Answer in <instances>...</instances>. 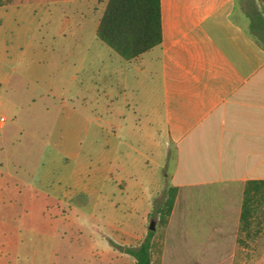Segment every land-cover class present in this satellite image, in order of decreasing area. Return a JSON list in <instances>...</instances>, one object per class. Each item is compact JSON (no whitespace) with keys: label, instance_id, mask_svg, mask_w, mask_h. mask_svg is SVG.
Instances as JSON below:
<instances>
[{"label":"rangeland","instance_id":"rangeland-1","mask_svg":"<svg viewBox=\"0 0 264 264\" xmlns=\"http://www.w3.org/2000/svg\"><path fill=\"white\" fill-rule=\"evenodd\" d=\"M1 2L0 264H136L126 249L150 232L152 264H264V195L244 223L172 184L175 152L144 169L143 136L116 113L126 99L160 109V87L98 39L108 0ZM255 9L237 1L253 34Z\"/></svg>","mask_w":264,"mask_h":264},{"label":"crops","instance_id":"crops-1","mask_svg":"<svg viewBox=\"0 0 264 264\" xmlns=\"http://www.w3.org/2000/svg\"><path fill=\"white\" fill-rule=\"evenodd\" d=\"M236 9V0H162V45L132 61L117 58L158 79L161 108L126 99L116 116L143 136L144 169L159 158L165 168L175 152L172 184L241 222L245 185L264 181V48Z\"/></svg>","mask_w":264,"mask_h":264},{"label":"trees","instance_id":"trees-1","mask_svg":"<svg viewBox=\"0 0 264 264\" xmlns=\"http://www.w3.org/2000/svg\"><path fill=\"white\" fill-rule=\"evenodd\" d=\"M238 0H236L237 2ZM0 3L1 0H0ZM252 20L251 33L264 48V16L258 11L247 13ZM98 39L126 61H132L154 48L160 47L162 34V0H108L97 29ZM177 188H170L168 198L157 206V214L170 216L177 196ZM264 195V181H249L243 196L241 221L248 222L258 196ZM154 233L137 247L126 252L133 256L136 264H152Z\"/></svg>","mask_w":264,"mask_h":264},{"label":"water","instance_id":"water-1","mask_svg":"<svg viewBox=\"0 0 264 264\" xmlns=\"http://www.w3.org/2000/svg\"><path fill=\"white\" fill-rule=\"evenodd\" d=\"M151 229H152V230H154V229H155V228H154V224H153V223H152V225H151Z\"/></svg>","mask_w":264,"mask_h":264},{"label":"built area","instance_id":"built-area-1","mask_svg":"<svg viewBox=\"0 0 264 264\" xmlns=\"http://www.w3.org/2000/svg\"><path fill=\"white\" fill-rule=\"evenodd\" d=\"M2 121H5V119L3 118Z\"/></svg>","mask_w":264,"mask_h":264}]
</instances>
